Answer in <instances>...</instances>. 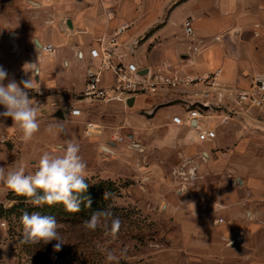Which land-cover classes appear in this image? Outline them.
Listing matches in <instances>:
<instances>
[{
  "label": "crops",
  "instance_id": "crops-1",
  "mask_svg": "<svg viewBox=\"0 0 264 264\" xmlns=\"http://www.w3.org/2000/svg\"><path fill=\"white\" fill-rule=\"evenodd\" d=\"M185 20L192 23L190 35L183 31ZM123 22L129 27L118 37L116 62L139 63L142 68L166 62L191 72L220 68V82L234 90L264 73V0H0V66L8 72L4 83L32 78L33 89L46 93L42 98L48 102L80 93L87 70L99 62L90 49L105 45ZM45 43L55 46L51 54L41 51ZM25 64L36 67L24 69ZM113 77V72L103 71L101 83L109 84ZM156 94L162 93L149 95ZM139 96L133 102L140 103ZM230 106L238 114L221 122L218 111L213 139H198L190 129L193 120L183 123L185 132L175 139L185 156L193 157L201 147L209 155L206 160L217 167L209 180L214 195H207L214 196V216L202 227L217 237L193 238L192 244L208 248L218 242L225 250L219 254L221 262L264 264V105ZM57 109L62 108L50 114ZM4 128L0 117V132ZM254 147L263 152H248ZM240 154L263 161L246 163L236 159ZM212 254L204 249L192 257L210 261L216 258Z\"/></svg>",
  "mask_w": 264,
  "mask_h": 264
},
{
  "label": "rangeland",
  "instance_id": "rangeland-1",
  "mask_svg": "<svg viewBox=\"0 0 264 264\" xmlns=\"http://www.w3.org/2000/svg\"><path fill=\"white\" fill-rule=\"evenodd\" d=\"M189 92L177 89L140 95V103L128 105L81 100L78 92L65 95L59 102H48L42 98L46 93L29 90L30 98L41 105L39 131L26 143L12 119L2 117L5 128L0 132V167L7 171L23 165L26 174L34 173L43 153L62 154L60 149L72 141L79 146V155L87 166L86 183L100 186L103 194H108L109 211L120 218L121 226L113 237L105 235L102 227L86 230L85 220L55 216L64 241L59 252L53 248L56 241L21 243L20 218L25 211H37V207L25 199L19 208L20 196L0 182V264H117L107 261L108 252L118 258V264H236L218 260L225 251L218 242L208 248L192 244L193 238L217 237L212 229L202 228L214 216L210 211L214 196L209 199L207 195H214L215 187L209 180L217 167L206 160L209 155L203 148L188 157L175 140L182 137L185 128L184 122H175L173 117H184L192 106ZM70 102L81 109L79 116L50 114ZM208 120L215 125V117ZM88 121L94 123L95 130L90 133L85 129ZM190 129L197 137L198 129ZM248 152L260 154L263 150L254 147ZM236 159L263 161L244 154L236 155ZM194 225L199 228L193 229ZM204 249L216 258L193 259V252Z\"/></svg>",
  "mask_w": 264,
  "mask_h": 264
},
{
  "label": "clouds",
  "instance_id": "clouds-1",
  "mask_svg": "<svg viewBox=\"0 0 264 264\" xmlns=\"http://www.w3.org/2000/svg\"><path fill=\"white\" fill-rule=\"evenodd\" d=\"M37 46L40 47L39 42ZM26 65L33 69L36 67V64H25L24 69ZM7 78V70L0 66V106L4 108V111L0 112V117H10L13 126L22 132V140L27 143L39 131L38 113L41 105L34 98H30L32 78L21 80L19 83L11 79L5 84ZM60 151L62 154L59 155L43 153L34 173L26 174L23 165L7 171L0 167V182L17 196L26 197L27 201L37 208L62 204L70 213L80 212L82 203L90 208L92 199L90 196H84L89 187L86 183L87 166L79 155V146L68 141L66 147ZM107 195L105 193L104 198H107ZM20 219L23 226L21 243L48 244L56 241L54 251L61 250L64 241L58 231L60 225L54 216L38 211L29 214L25 211ZM83 226L90 231L102 227L105 235L115 237L121 220L110 211H94L89 219L83 221ZM106 259L109 262L116 261L118 264V258L112 252L107 253Z\"/></svg>",
  "mask_w": 264,
  "mask_h": 264
},
{
  "label": "built area",
  "instance_id": "built-area-1",
  "mask_svg": "<svg viewBox=\"0 0 264 264\" xmlns=\"http://www.w3.org/2000/svg\"><path fill=\"white\" fill-rule=\"evenodd\" d=\"M129 27L128 22L121 23L100 49L91 48L92 57L99 59L97 67L87 70L86 80L79 93L81 100L100 99L105 101H123L129 96L163 93L167 90L189 89L188 98L191 107L187 109L184 118L175 115L173 120L178 123H192L198 129L200 140L213 139L216 136L215 127L208 120L218 111L221 122H226L233 115L231 103L242 107H262L264 105V73L255 74L250 83L243 88L232 89L219 80L220 68L191 72L179 69L175 65L162 63L156 67H149L146 76L138 74L142 67L130 61H115L118 37ZM186 35L193 32L190 20L183 23ZM201 41V40H200ZM55 49L52 43L41 45V51L51 54ZM93 66V65H92ZM111 71L114 74L109 84L101 83V73ZM225 107V108H223ZM64 113L79 116L81 109L75 103H68ZM85 129L90 133L94 129L93 122H86Z\"/></svg>",
  "mask_w": 264,
  "mask_h": 264
},
{
  "label": "trees",
  "instance_id": "trees-1",
  "mask_svg": "<svg viewBox=\"0 0 264 264\" xmlns=\"http://www.w3.org/2000/svg\"><path fill=\"white\" fill-rule=\"evenodd\" d=\"M84 196H90L92 199V205L90 208H87L84 206V204H81V211L78 213H70L67 212L62 204H56L54 206H44L37 208L36 210L40 212L41 214L45 215H52V216H70L72 219L79 220H87L91 217L92 213L94 211H101V210H107L109 211V196L107 195V198H104L103 189L99 187H95L93 185H89L87 193L84 194ZM27 199L26 197L20 196L19 200H22L20 204L18 205L19 208H21L24 205V200ZM83 199V197H82Z\"/></svg>",
  "mask_w": 264,
  "mask_h": 264
},
{
  "label": "water",
  "instance_id": "water-1",
  "mask_svg": "<svg viewBox=\"0 0 264 264\" xmlns=\"http://www.w3.org/2000/svg\"><path fill=\"white\" fill-rule=\"evenodd\" d=\"M149 68H141L138 70V74H140L141 76H146L147 72H148ZM126 103L128 105H132L133 101H134V96H129L125 99ZM225 108V107H224ZM230 113L232 114H238V111L236 110H228ZM53 116H57V117H64V113L62 109H57L56 111L53 112L52 114ZM10 146V144H9Z\"/></svg>",
  "mask_w": 264,
  "mask_h": 264
}]
</instances>
